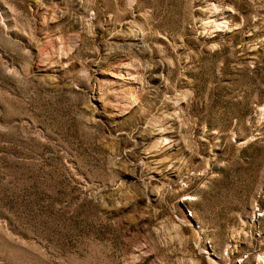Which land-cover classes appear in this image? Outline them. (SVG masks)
Instances as JSON below:
<instances>
[{"label": "rangeland", "instance_id": "374dc122", "mask_svg": "<svg viewBox=\"0 0 264 264\" xmlns=\"http://www.w3.org/2000/svg\"><path fill=\"white\" fill-rule=\"evenodd\" d=\"M0 264H264V0H0Z\"/></svg>", "mask_w": 264, "mask_h": 264}]
</instances>
